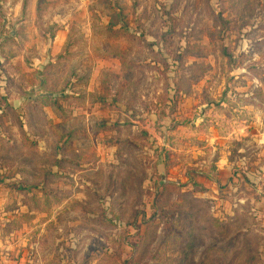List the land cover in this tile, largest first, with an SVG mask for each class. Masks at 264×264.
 Wrapping results in <instances>:
<instances>
[{
    "label": "rangeland",
    "instance_id": "1",
    "mask_svg": "<svg viewBox=\"0 0 264 264\" xmlns=\"http://www.w3.org/2000/svg\"><path fill=\"white\" fill-rule=\"evenodd\" d=\"M1 257L264 264V0H0Z\"/></svg>",
    "mask_w": 264,
    "mask_h": 264
},
{
    "label": "crops",
    "instance_id": "2",
    "mask_svg": "<svg viewBox=\"0 0 264 264\" xmlns=\"http://www.w3.org/2000/svg\"><path fill=\"white\" fill-rule=\"evenodd\" d=\"M0 264H3L5 262V259L3 257L0 258Z\"/></svg>",
    "mask_w": 264,
    "mask_h": 264
}]
</instances>
